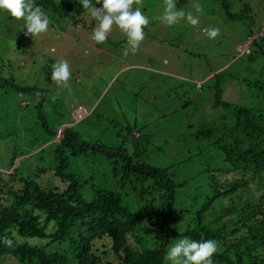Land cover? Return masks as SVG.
Returning <instances> with one entry per match:
<instances>
[{
  "label": "rangeland",
  "instance_id": "obj_1",
  "mask_svg": "<svg viewBox=\"0 0 264 264\" xmlns=\"http://www.w3.org/2000/svg\"><path fill=\"white\" fill-rule=\"evenodd\" d=\"M92 2L98 8L102 6L95 4V0ZM228 2L235 19L224 14L220 0H176L177 9L186 14L192 13L198 17L199 23L193 26L184 18L167 26L160 20L164 0H143L139 7L149 19V24L144 28L145 39L135 54L129 52L127 56L123 55L128 47L127 38L115 26L106 42L98 44L93 40L96 21L87 10L79 16L81 21L78 23H73L70 18L58 21L55 17L49 19L48 32L36 37L26 35L23 20L13 19L7 12L0 11V78L10 80L20 88L32 89L31 92L16 91L2 86L0 82V172L10 174L13 168H17V175L29 176L41 186L63 189L65 183L54 176L57 161L48 154L51 149L54 151L52 147L48 149L50 131L70 129L85 143L106 144V147L115 148L120 143L116 134L122 126L140 129L141 136L150 134L144 139L153 146L143 160L159 168L173 167L170 173L175 184L187 180L184 189L176 190L179 201L174 206L169 227L179 234L186 228L192 229L191 224L186 227L185 220L193 218L213 188L207 173L202 175L203 172L207 167L211 170L228 168L214 147L209 146L210 142L198 146L197 141L190 137L202 125L220 126L222 123L219 116L222 117L224 113L221 109L215 112L206 110L207 105L211 107L210 102L205 103L206 97L211 96L208 79L214 74L228 71V82L223 86L224 101L264 110V55L257 54L248 62L246 58L242 59L246 57L242 55L249 45L245 40L259 31L255 39L264 36V0ZM195 4L202 6L203 11L198 13ZM245 5L252 10H247ZM209 27L219 28L220 34L215 39L205 35V29ZM260 51H264L263 48ZM60 58L67 60L72 70L68 88H58L55 82H48L44 78V72L51 70L52 64ZM125 65L132 67L123 70ZM116 73L118 81L112 84ZM165 75L188 80L190 83L185 84L186 89L193 88L194 91V83H202L206 97L193 100L185 98L184 94L176 95L177 101L188 102V107L184 108L181 102L172 100L170 89L174 79ZM243 79L253 83L260 80L262 88L246 89L249 86L242 82ZM37 93L43 98L46 96V102L41 107ZM38 113L41 119L37 117ZM227 119L231 121L232 117L228 116ZM135 136H138L137 133ZM144 139L141 143H144ZM254 143L259 150L264 147L258 140ZM14 157L13 165L9 166ZM90 158L86 155L76 156L70 161L69 172L76 175L82 173V181L96 175L93 182L83 183L81 193H86L90 183L94 185L93 188L113 189L117 186L118 177L114 179L111 174H106L107 164L101 159L90 161ZM85 160L93 166L87 165ZM255 186L242 192L241 197L238 194L230 197L234 200L230 208L235 204L234 210L241 211L242 217L239 216L237 220L235 215L232 218L224 214L225 202L221 198L213 203L205 224L217 218V226L215 223L211 227H224L225 232L233 231L239 222L257 226V231L260 229L261 232L254 235L262 240L258 241L257 254L264 256V229L259 225L263 220L264 202L255 215L250 214L252 210L246 212V207L258 204V199L264 197V189H259L256 183ZM198 194L202 197L199 203L195 201ZM185 200L191 203L187 204ZM120 216L115 213L112 217L108 216V220L112 222L113 217L119 219ZM133 225V231L127 235L129 248L140 251L142 246L154 248L157 245L153 234L150 236L148 233L154 229L153 225L149 228L146 220L135 221ZM242 233L236 238L231 237L234 234L231 233L223 243L217 244L212 264H220L217 256L223 255V251H227L226 255L232 260L236 261L237 258L241 264H247V260L239 257L244 247L237 254L230 248L234 239L246 236L245 230ZM179 239L172 235L167 250ZM103 242L107 248L101 247L100 241L93 246L100 251L98 256H102V250H108L107 242ZM57 248H61V245ZM72 260L70 257L68 264H72ZM2 262L18 264L10 256L2 259ZM165 262L171 264L166 259Z\"/></svg>",
  "mask_w": 264,
  "mask_h": 264
},
{
  "label": "trees",
  "instance_id": "obj_2",
  "mask_svg": "<svg viewBox=\"0 0 264 264\" xmlns=\"http://www.w3.org/2000/svg\"><path fill=\"white\" fill-rule=\"evenodd\" d=\"M220 2L224 14L235 19V15L230 13L231 4L228 0ZM34 3L42 8L50 20L54 17L57 21L70 18L73 23H78L81 21L79 16L86 11L79 0H34ZM261 3L263 6V2ZM248 4L247 2L246 5ZM246 9L252 10L249 6H246ZM259 33L260 31L245 40L249 45L247 52L242 55L246 57L242 59L246 58L247 62L257 57V54L264 55V51H260L262 48L264 50V36L260 35L255 39ZM227 72H219L208 79L210 97H206V89L202 83H194L196 90L194 91L193 88L186 89L185 84L189 82L188 80L171 76L174 79L170 89L172 100H176L175 96L178 94H184L185 98L193 100L206 97L205 103L210 102L212 107L207 105V111L210 109L215 112L221 109L226 115L222 113L223 116H219L222 121L220 126L202 125L201 129L190 135L197 141L198 146L210 142L209 146L212 145L220 154L221 160L228 165L224 170H211L207 167L203 172L202 175L207 173L213 188L211 195L204 198L193 218L190 221L185 220L186 227L191 224L192 229L186 228V231L179 234L169 227L174 206L179 201L176 190L184 189L187 180L175 184L170 173L173 167L159 168L143 160V156H147L146 154L153 148L147 143V139H144L150 137V134L141 136L140 129L122 126L116 134V137L120 138V143L114 148L106 147V144L100 146L85 143L74 131L59 129L49 132L51 136L49 142L55 139L56 141L49 145L48 149L52 147L54 151L51 149L48 154L57 161L54 176L65 183L63 189L41 186L29 176L17 175V168H13L10 174L0 172V264H3L2 259L4 260L6 256L12 257L18 264H68L70 257L73 258L72 264H167L165 256L172 235L197 241L212 239L219 244L231 233H234L230 235L233 238L238 237L237 235L242 236L243 230L246 231V236L234 239L230 248L237 254L240 248L244 247L242 257H239L247 260V264H264V256L257 254L258 241H262L257 239L259 236L254 235L261 232L260 229L257 231V226L239 222L242 226L238 224L233 231L225 232L224 227H211V224L215 225L217 218L205 224L215 201L222 198L225 202L224 214L232 218L235 215V219L238 220L243 213L234 210L235 204L230 208L234 201L230 197L233 194L241 197L240 194L249 191L255 183L259 189H264V147L259 150L254 143L258 140L263 143L262 146L264 145V110L224 101L223 86L228 82ZM166 77L170 78L169 75ZM44 78L54 83L51 79V70L44 72ZM232 78L233 75L230 79ZM0 82L2 86L16 91L32 90L20 88L3 78H0ZM242 82L249 86L246 89L262 88L260 80L253 83L243 79ZM45 102L46 96L43 98L39 95V106H43ZM177 102H181L184 108L188 107V102ZM228 116L232 117L231 121L227 119ZM37 117L42 118L39 113ZM143 139L144 143H141ZM85 155L92 157L90 161L103 160L107 164L106 174H111L114 179L118 177L116 179L118 185L113 189H105L93 188L94 185L91 186L90 183L86 193H81L83 183L93 182L96 175L88 176L82 181L83 174H73L69 172V168L72 158ZM15 159L16 157L9 162V166L13 165ZM85 163L91 164L88 160H85ZM96 186H99V183H96ZM186 200L185 203H191ZM201 200V195H195L196 202L199 203ZM258 200V204L246 207V212L252 210L251 215L258 213L264 197ZM115 213L121 214L120 218L113 217L112 222H109L108 216L112 217ZM262 218L259 225L264 229V212ZM140 220H146L149 228L153 225L154 229L148 233L153 234L152 237L157 242L154 248L142 246L138 251L128 247L127 235L133 231V222ZM154 223H157L158 227ZM77 228L79 230L75 231ZM6 239L12 241L11 246L5 242ZM96 241L102 242L101 247L107 248L103 241L108 244V250L106 252L102 250V256H98L97 253L100 251L93 247ZM60 245L61 248H57ZM226 252H222L224 256H217L220 264H241L240 260L237 258L236 261L232 260Z\"/></svg>",
  "mask_w": 264,
  "mask_h": 264
},
{
  "label": "clouds",
  "instance_id": "obj_3",
  "mask_svg": "<svg viewBox=\"0 0 264 264\" xmlns=\"http://www.w3.org/2000/svg\"><path fill=\"white\" fill-rule=\"evenodd\" d=\"M142 2L143 0H95V4L102 5L98 8L92 0H79L82 7L96 21L92 32L93 40L98 44L106 42L108 34L115 26L127 38L128 47L123 52L125 56L129 52L135 54L140 43L145 39L144 28L149 24V19L139 7ZM164 4V12L160 17L162 23L172 26L186 18L191 25H198V17L190 12L186 14L178 10L176 0H164ZM194 7L198 13L203 11L199 4H195ZM0 11L7 12L13 19L23 20L24 29L27 30L26 35L36 37L49 30L50 20L42 8L35 5L34 0H0ZM219 34V28L205 29V35L209 39H215ZM71 77L72 70L67 60L60 58L52 64L51 79L58 88H68ZM39 95L37 93V98ZM59 137L60 134L58 139ZM54 141L49 142V145ZM5 242L9 246L12 244V241L8 239ZM217 247V242L212 239L197 241L184 237L170 245L165 259L171 264H212V257Z\"/></svg>",
  "mask_w": 264,
  "mask_h": 264
},
{
  "label": "crops",
  "instance_id": "obj_4",
  "mask_svg": "<svg viewBox=\"0 0 264 264\" xmlns=\"http://www.w3.org/2000/svg\"><path fill=\"white\" fill-rule=\"evenodd\" d=\"M132 66H127V65H125L122 69L124 70V69H129V68H131ZM116 75H117V73L115 74V77H116ZM118 78L119 77H116L114 80L113 79H111V80H113L111 83H113L114 81H118ZM110 83V84H111Z\"/></svg>",
  "mask_w": 264,
  "mask_h": 264
},
{
  "label": "flooded vegetation",
  "instance_id": "obj_5",
  "mask_svg": "<svg viewBox=\"0 0 264 264\" xmlns=\"http://www.w3.org/2000/svg\"><path fill=\"white\" fill-rule=\"evenodd\" d=\"M125 127V126H124ZM127 128H129L128 126H126Z\"/></svg>",
  "mask_w": 264,
  "mask_h": 264
}]
</instances>
